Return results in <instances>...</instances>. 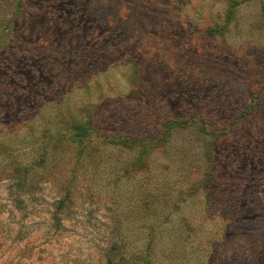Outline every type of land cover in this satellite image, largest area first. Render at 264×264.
<instances>
[{
	"label": "rangeland",
	"instance_id": "1",
	"mask_svg": "<svg viewBox=\"0 0 264 264\" xmlns=\"http://www.w3.org/2000/svg\"><path fill=\"white\" fill-rule=\"evenodd\" d=\"M108 257L264 264V0H0V264Z\"/></svg>",
	"mask_w": 264,
	"mask_h": 264
},
{
	"label": "trees",
	"instance_id": "2",
	"mask_svg": "<svg viewBox=\"0 0 264 264\" xmlns=\"http://www.w3.org/2000/svg\"><path fill=\"white\" fill-rule=\"evenodd\" d=\"M73 134L75 137H85L87 135V126L83 124H75L73 126ZM107 264H114L111 259H107Z\"/></svg>",
	"mask_w": 264,
	"mask_h": 264
}]
</instances>
